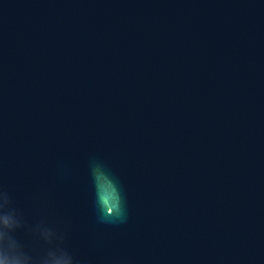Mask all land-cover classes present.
Returning <instances> with one entry per match:
<instances>
[{
	"label": "water",
	"instance_id": "1",
	"mask_svg": "<svg viewBox=\"0 0 264 264\" xmlns=\"http://www.w3.org/2000/svg\"><path fill=\"white\" fill-rule=\"evenodd\" d=\"M0 188L31 255L45 222L79 264H264V0H0Z\"/></svg>",
	"mask_w": 264,
	"mask_h": 264
},
{
	"label": "clouds",
	"instance_id": "2",
	"mask_svg": "<svg viewBox=\"0 0 264 264\" xmlns=\"http://www.w3.org/2000/svg\"><path fill=\"white\" fill-rule=\"evenodd\" d=\"M91 174L100 221L124 222L127 209L117 180L97 162H93ZM25 227L24 217L14 206L12 197L0 188V264H79L65 246V236L45 222L28 229L44 249L39 255L29 254L15 236Z\"/></svg>",
	"mask_w": 264,
	"mask_h": 264
}]
</instances>
